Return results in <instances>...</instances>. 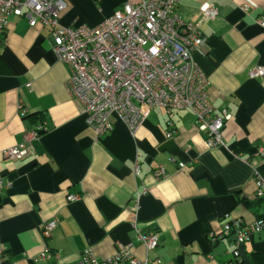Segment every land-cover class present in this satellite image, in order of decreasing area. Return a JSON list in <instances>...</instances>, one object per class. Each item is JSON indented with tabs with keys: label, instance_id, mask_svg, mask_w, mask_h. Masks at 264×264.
Here are the masks:
<instances>
[{
	"label": "crops",
	"instance_id": "1",
	"mask_svg": "<svg viewBox=\"0 0 264 264\" xmlns=\"http://www.w3.org/2000/svg\"><path fill=\"white\" fill-rule=\"evenodd\" d=\"M125 1L66 0L59 21L95 26ZM203 3L214 4L218 15L205 17ZM177 13L206 40L193 59L208 79L215 111L225 108L230 114L224 146L207 145L190 111L169 114L161 107L150 109L133 133L113 116V128L97 137L69 94L70 69L54 54L50 29L9 17L0 41V258L5 262L73 264L87 248L107 258L120 245L132 244L136 256L158 259L155 264H264L262 233L238 248L233 235L210 239L230 219L248 223L264 216V199L255 197V178L264 177V75H249L251 68L264 67V27L258 22L264 0H179ZM42 123L48 130L31 142L28 154L4 156ZM159 166L162 178L154 175ZM72 194L80 197L69 200ZM49 220L57 226L46 240L41 227ZM137 230L158 232V246L146 253ZM46 247L51 256L35 261Z\"/></svg>",
	"mask_w": 264,
	"mask_h": 264
},
{
	"label": "built area",
	"instance_id": "2",
	"mask_svg": "<svg viewBox=\"0 0 264 264\" xmlns=\"http://www.w3.org/2000/svg\"><path fill=\"white\" fill-rule=\"evenodd\" d=\"M178 2L126 0L95 26H65L59 17L67 7L66 0H0V41L11 15L24 17L31 27L47 26L55 56L70 69L66 81L69 94L97 137L113 128V116L124 122L133 133L150 109L161 107L169 114L176 110L190 111L197 128L205 134L207 145L224 146L222 131L230 114L225 108L219 113L215 111L208 94V79L193 59L194 51L206 46V40L196 24L180 18ZM242 8L247 11L249 5L244 3ZM199 9L207 18L213 19L218 15L214 4L203 3ZM258 22L264 27V18ZM249 75H264V67L251 68ZM26 112L20 106L21 115ZM47 130L48 127L42 123L26 132L23 142L5 150L4 156L21 158L28 154L31 142ZM133 172L135 175L140 172L138 159L134 160ZM154 175L156 178L164 177V168H156ZM255 185V197L264 199V177L257 175ZM79 197L72 194L68 199ZM134 209H138V202ZM56 226L54 220L43 224L41 233L44 239L51 237ZM132 226L137 228L136 216ZM254 233L264 234V216L248 223L241 218L230 219L210 239L215 242L233 235L238 248ZM137 238L146 253L158 246V232L141 233L137 230ZM131 248L132 244L120 245L116 253L107 258H99L87 248L73 264L158 263V259L153 261L147 256H136ZM237 248L233 252L235 256L239 255ZM51 254L46 247L34 260L48 259ZM0 264L9 263L1 257Z\"/></svg>",
	"mask_w": 264,
	"mask_h": 264
}]
</instances>
